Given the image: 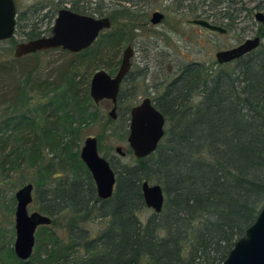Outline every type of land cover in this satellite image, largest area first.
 <instances>
[{"label":"trees","instance_id":"16d2710c","mask_svg":"<svg viewBox=\"0 0 264 264\" xmlns=\"http://www.w3.org/2000/svg\"><path fill=\"white\" fill-rule=\"evenodd\" d=\"M67 2L77 12L86 11L80 0ZM33 8L43 9L37 5ZM102 8L98 5L92 13L109 16L112 26L102 31L89 48L75 54L82 60H94L107 48L116 50L139 26L134 22L141 15L130 6L119 5L110 15H105ZM58 10L56 7L50 11L52 17ZM223 18H216L215 24L222 23L219 20ZM41 35L32 32L28 39ZM260 35L264 36L263 29ZM234 62L233 69L215 73L203 69L202 64H189L181 69V74L155 104L165 114L170 128L149 156H134L132 163L122 166L110 162L117 183L109 199L99 198L95 181L78 151L74 153L70 141L56 133L58 126H62L67 135L71 134L75 113L82 122L92 114L88 108L90 94L80 96L73 92L72 87L77 84L73 77L68 78L60 101L58 98L51 101L55 103L52 113L56 114V120H48L45 127L26 114L20 122L12 119L0 122L2 170L6 166L17 168V161L27 157L32 165H38L43 161L41 150L46 143L73 157L69 162L76 173L74 179L52 188L48 199L51 208L42 209L52 217L51 225L40 226L48 236L45 246L51 248V260L53 257L63 264L223 263L264 205V42ZM121 93L122 88L119 98ZM16 104L26 105V95H21ZM129 112L125 109L123 114L127 124ZM19 126L29 128L34 137H15L19 145L8 152L11 140L8 131ZM101 138L99 135L98 140ZM125 151V156L133 153L129 146ZM81 171L93 197L92 205L79 185ZM144 180L160 183L166 198L163 210L147 218L137 212L146 205L141 189ZM66 208L73 213L95 210L98 215L87 216L105 219L107 223L100 233L88 238L79 228L84 215H60ZM62 220L68 222L64 236L56 231ZM36 251L39 252L37 248ZM10 252L17 264H26L13 248ZM51 260L44 264H50Z\"/></svg>","mask_w":264,"mask_h":264},{"label":"rangeland","instance_id":"374dc122","mask_svg":"<svg viewBox=\"0 0 264 264\" xmlns=\"http://www.w3.org/2000/svg\"><path fill=\"white\" fill-rule=\"evenodd\" d=\"M16 4L18 24L15 36L3 41L0 45V122L5 119L20 122L22 115L26 114L35 120L36 124L45 127L46 124L48 125V120H56V114L52 113L55 103L51 101L57 98L60 101L70 76L77 83L72 85L73 92L77 91L80 96L90 94V81L93 74L99 69H105L111 75H115L123 50L131 45L134 48L132 68L122 84V93L118 102L117 114H122L121 118L110 117L109 111L112 108L110 100L105 99L96 104L90 96L88 108L92 114L87 119L82 122V118L75 113L76 121L70 129V135L65 133L62 126L56 129L58 137L64 136L63 140L70 141L72 151L74 153L78 151L80 159L85 139L89 136L98 138L100 135L102 138L98 140V143L101 142L99 152L118 166L132 163L134 158L133 153L122 156L116 151L118 146H121L123 150L129 146L127 140L129 124H127L126 116L123 115L125 109L130 110L145 96L156 91V88L162 92L165 84L181 74V69L186 65L202 64L201 67L210 73L221 69H233L235 62L220 64L217 62L216 53L235 46L249 37L260 35V30L263 29L262 24L255 19V13L264 12V0H130L129 2L126 0H80V4L85 6L84 14L97 17H101L102 14L92 12L96 11L98 5H102L105 15H110L113 8L119 5L130 6L141 15L134 22L139 26L119 48L116 50L107 48L102 51V55L106 53V56L100 53L94 60H82L83 57L62 48L15 58L17 43L29 40L28 37L32 32L42 33L41 36L51 34L58 13L52 17L51 10L56 7L57 10L62 7L71 8L67 0H16ZM34 5L43 9L37 11L33 8ZM30 7L31 11L27 12ZM155 11L165 14V18L158 24L150 22ZM222 16L224 18L219 21L222 22L220 25L227 29L226 33L188 22V19L204 18L215 23V19ZM121 19L126 21L124 17ZM23 94L27 97V104H16ZM52 124L58 125L56 122ZM169 128L170 122L166 121V131ZM8 134L11 136L8 152L19 145V142H15V137L20 135L30 139L34 137L31 130L25 126H19L17 129L11 127ZM41 153L43 161L38 165H32L27 157L17 161L19 163L17 168L10 169V166H6L2 170L0 166V255L2 257L0 264H17L10 252L16 239V191L32 183L34 199L29 206V211H39L49 215L42 209L51 208L48 206L50 190L59 188L58 185L62 182L68 184L75 177L73 165L69 162L73 157L70 158L61 148L52 149V146L46 143L42 146ZM78 181L83 194L89 195L87 197L92 205L93 197L89 194L87 180L82 171L78 172ZM137 212L144 218L156 213L146 205ZM60 215H84L78 227L82 230L81 234L88 238L100 233L107 223L105 219L87 216L98 215L95 210L73 213L71 208H66ZM58 224H60V227L56 229L58 234L66 235L68 222L62 220ZM46 235L42 227L37 229L34 251L29 260L25 261L26 264H44L51 260L49 256L51 248L45 246L48 237ZM36 253L40 257H36ZM52 260L50 264L61 261L53 257Z\"/></svg>","mask_w":264,"mask_h":264},{"label":"water","instance_id":"95a60500","mask_svg":"<svg viewBox=\"0 0 264 264\" xmlns=\"http://www.w3.org/2000/svg\"><path fill=\"white\" fill-rule=\"evenodd\" d=\"M16 0H0V45L3 41L15 36L17 26ZM165 18L161 11L152 14L150 22L158 24ZM255 19L263 26L264 12L255 13ZM189 23L200 25L207 29L226 33L227 29L204 18L188 19ZM112 21L109 16H93L77 12L69 7L58 10L51 34L17 43L14 56L20 58L27 54L51 49L62 48L71 53H79L89 48L104 30L110 29ZM263 39L256 35L245 39L232 48L219 50L216 53L217 62L225 64L237 60L259 48ZM134 48L128 45L124 50L119 68L115 75L105 69L97 70L90 81V96L98 104L111 100L113 106L109 111L112 119L118 117L117 103L121 83L132 68ZM166 133V118L152 102L150 97L144 98L134 105L130 111L129 134L127 137L133 155L144 158L152 154ZM116 151L125 156L126 151L121 146ZM80 157L89 169L101 199L112 197L117 183V174L110 161L99 152L98 138L89 136L81 148ZM142 194L147 207L160 213L165 204V193L160 183L144 180L141 184ZM34 185L28 183L16 191L15 230L16 239L13 245L16 256L23 261L32 256L36 232L40 226H49L52 217L39 211H29L33 202ZM52 264H63L56 261ZM222 264H264V205L256 220L247 228L230 250Z\"/></svg>","mask_w":264,"mask_h":264},{"label":"flooded vegetation","instance_id":"af4514ba","mask_svg":"<svg viewBox=\"0 0 264 264\" xmlns=\"http://www.w3.org/2000/svg\"><path fill=\"white\" fill-rule=\"evenodd\" d=\"M220 25V24H219ZM16 29H17V26H16ZM15 33H16V31H15ZM259 36H261V35H259ZM261 38L263 39L264 38V36H261ZM242 43V42H241ZM240 44V43H239ZM238 45V44H237ZM237 45H235V46H237ZM232 47H234V46H232ZM232 47H230V48H232ZM235 61V60H234ZM234 61H232V62H234ZM231 62V63H232ZM131 71V70H130ZM130 73V72H129ZM129 73L126 75V77L123 79V81H122V83H121V87H122V84H123V82H124V80L127 78V76L129 75ZM178 77L177 76H175V77H173L170 81H168L167 82V84H165V88H164V90L162 91V92H160L159 91V89L158 88H156V91H154V92H152V93H150V95L149 96H145L144 98H146V97H150L151 98V100H152V102H153V104L155 105L156 104V102H157V99H159L160 97H161V95L163 94V93H165L166 91H167V88L169 87V86H171L172 85V83H173V81H175L176 79H177ZM120 91H121V88H120ZM119 95H120V93H119ZM143 98V99H144ZM142 99V100H143ZM108 100V99H107ZM141 100V101H142ZM111 101V100H110ZM140 101V102H141ZM118 102H119V97H118ZM139 102V103H140ZM112 103V102H111ZM138 104V103H137ZM136 105V104H135ZM112 106H113V104H112ZM134 106V105H133ZM132 106V107H133ZM131 107V108H132ZM117 110H118V103H117ZM130 111H131V109H130ZM161 111V110H160ZM130 113V112H129ZM164 114V113H163ZM165 115V114H164ZM118 118V117H117ZM116 118V119H117ZM165 118H166V116H165ZM99 147V146H98ZM130 147V146H129ZM89 170V169H88ZM96 185V184H95ZM97 190V189H96Z\"/></svg>","mask_w":264,"mask_h":264}]
</instances>
